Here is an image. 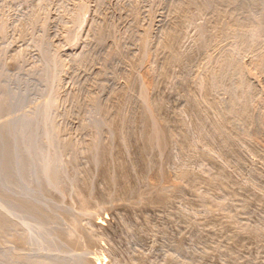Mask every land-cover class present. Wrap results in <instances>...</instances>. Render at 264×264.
I'll list each match as a JSON object with an SVG mask.
<instances>
[{"label":"rangeland","instance_id":"1","mask_svg":"<svg viewBox=\"0 0 264 264\" xmlns=\"http://www.w3.org/2000/svg\"><path fill=\"white\" fill-rule=\"evenodd\" d=\"M0 103V264H264V0H0Z\"/></svg>","mask_w":264,"mask_h":264},{"label":"bare ground","instance_id":"2","mask_svg":"<svg viewBox=\"0 0 264 264\" xmlns=\"http://www.w3.org/2000/svg\"><path fill=\"white\" fill-rule=\"evenodd\" d=\"M172 36V35H171ZM171 39V38H170ZM172 41V40H171ZM170 41V42H171ZM172 43V42H171ZM167 44H168V42H167ZM170 45V44H169ZM175 58V57H174ZM232 96V95H231ZM233 100H234V98H233ZM236 100H237V98H236ZM235 100V101H236ZM232 101V100H231ZM230 104H234V101H232V103H230ZM229 104V105H230ZM156 105V104H155ZM147 106H149V105H147ZM214 106V105H213ZM231 107H232V105H230ZM150 107V106H149ZM152 107V106H151ZM229 107V106H228ZM235 107V106H234ZM237 107V106H236ZM235 107V108H236ZM243 107V106H242ZM244 107H245V105H244ZM146 109H145V111H143V112H145V114H144V117H143V122L142 123H147V122H151V121H153L154 123H150L151 125H152V127H150V125L148 124V126L145 124L144 126H142V134H141V140L143 141H141L143 144H141V146L139 147V146H137V147H139L138 148V154H140V160H142V162L144 161L143 160V158H144V156H145V150H147L150 146H153V145H155V146H159L162 142H164V140H165V138L167 137L165 134H166V132H165V128L161 125V124H158L157 122H158V120L157 119H155L154 117H155V115L153 114V112L151 111V108L149 109L148 107H145ZM155 108V107H154ZM157 108H159V107H157ZM230 108V107H229ZM234 108V109H235ZM231 109H233V107L231 108ZM154 110H156V109H154ZM228 110H230V109H228ZM244 109H241V112L243 111ZM158 111V110H157ZM238 110H236V112H237ZM240 111V110H239ZM238 111V112H239ZM230 111H228V113H229ZM235 112V113H236ZM243 112H245V111H243ZM243 112L242 113H240V114H243ZM155 113V112H154ZM233 113H234V110H233ZM233 113H232V110H231V114L233 115ZM235 113H234V115H235ZM239 114V113H238ZM231 115V116H232ZM236 116V115H235ZM242 116V115H241ZM240 116V117H241ZM244 116H246L245 114H244ZM237 117V116H236ZM157 118V117H156ZM242 118V117H241ZM7 120H8V114H7V108L3 105V104H1L0 103V186H3V187H7V181L9 180V167H10V165L11 164H15V166H16V169H15V172H18V173H25V161H24V159H23V157H18V156H14L13 155V153L9 150V147L11 146V143H12V141H13V139L15 138V137H17V136H21V135H23L24 134V130L20 127V126H16V127H14V128H12L11 129V132L9 131V133L8 134H6L7 136L5 137V138H2L3 137V128H4V126L6 125V123H7ZM156 120V121H155ZM243 121V120H242ZM35 121H34V119H28L27 120V124H29V125H32L33 123H34ZM221 123V122H220ZM241 123V122H240ZM224 124V123H223ZM146 126L148 127L147 129V131H145L146 130ZM243 126V125H242ZM218 127V126H217ZM220 127V126H219ZM141 129V128H140ZM217 130V129H216ZM219 130V129H218ZM247 130V129H246ZM220 132H221V130H219ZM134 135V134H133ZM133 135H132V137H133ZM227 135V134H226ZM8 136H10V138L8 137ZM120 137V136H119ZM135 137V136H134ZM139 138V137H138ZM137 138V139H138ZM139 138V139H140ZM138 139V140H139ZM226 140V139H225ZM137 142V141H136ZM139 142V141H138ZM141 142H139V143H141ZM138 145V144H137ZM147 146V149H146V147H144V146ZM149 146V147H148ZM151 148H153V147H151ZM93 150L94 151H96V148L94 147L93 148ZM139 156V155H138ZM139 158V157H138ZM103 162H104V160H100L99 161V164L100 163H102L103 164ZM141 163V162H140ZM144 163V162H143ZM145 164V163H144ZM109 165V164H108ZM105 167H106V165H105ZM129 175H131L130 173H129ZM130 177V176H129ZM108 178H109V182L111 181L112 183H110V184H116V185H121L122 186V188H123V190H125L126 191V194L127 193H132V190L130 189V186H128V187H126L125 186V183H126V181H127V179H129L128 178V169L125 167V165H122V163H121V166H120V169H119V174H118V177L117 178H114V177H112V176H108ZM127 184H128V181H127ZM126 184V185H127ZM120 186V187H121ZM113 187V186H112ZM120 187H119V189H120ZM118 188V187H117ZM121 190V189H120ZM122 190V191H123ZM31 193H33L32 194V196L33 197H37V196H39L40 195V191H39V188L37 187V186H35V187H32V192ZM30 193V194H31ZM123 194V193H122ZM125 195V194H124ZM31 196V197H32ZM160 196H163V195H161L160 194ZM157 199V198H156ZM160 198L158 197V199H157V201L159 200ZM163 199H165V198H161V200L163 201ZM19 202H20V204L22 205V209H26V210H28V211H31V212H36L37 210H35V209H30V207H32V206H30V205H28V204H26L25 205V207H24V203H25V198H23V197H20L19 199ZM160 200V201H161ZM162 203V202H161ZM100 218V217H99ZM102 218H104V217H101L100 219L101 220H98V221H95L94 222V225L95 226H97V227H102V225H104L105 224V221H104V224H103V221H102ZM106 218V217H105ZM104 218V219H105ZM103 219V220H104ZM9 222V219L7 218V216L3 213V212H0V227H2V228H4V226H5V224L6 223H8ZM66 250V249H65ZM97 255V254H96ZM94 256H95V254H94ZM97 257V256H96ZM96 257H90V259H92V261L90 260V259H85V263H83V264H104L103 263V260H101V257L100 258H96ZM99 257V256H98ZM103 259V258H102ZM63 261V260H62ZM67 263V262H66Z\"/></svg>","mask_w":264,"mask_h":264}]
</instances>
